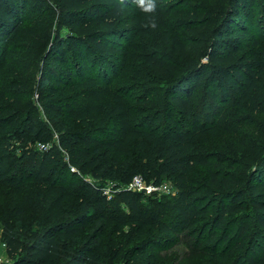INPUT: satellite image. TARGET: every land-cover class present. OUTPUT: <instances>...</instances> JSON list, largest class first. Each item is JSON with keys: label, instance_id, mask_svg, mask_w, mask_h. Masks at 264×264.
Masks as SVG:
<instances>
[{"label": "trees", "instance_id": "trees-1", "mask_svg": "<svg viewBox=\"0 0 264 264\" xmlns=\"http://www.w3.org/2000/svg\"><path fill=\"white\" fill-rule=\"evenodd\" d=\"M176 1L179 6L173 12L163 0H155L154 11L146 10L153 0H145L143 5L137 0H52V4L46 0H0V185L11 186L16 198L23 196L24 200L15 199L14 203L17 210H24L32 197L23 193L25 183L20 178H32V183L42 188L36 198L42 207L39 225L46 230L34 235V241L25 248L19 238L11 235L13 228L8 226L2 235L7 255L14 258L19 252H26L10 264H99L62 257L58 242L50 238L54 232H60L63 239L80 236L78 226L84 223L92 199L99 218L112 235H121L128 228L130 240L151 233L182 236L187 251L172 264H195L202 258H208L210 264H226L228 258L236 254L232 259L236 261L254 247L258 259L249 256L246 263L264 264V169L257 167L254 180L246 183L241 175L229 172L232 167L192 156L197 146L207 144L215 134L207 116L200 121L197 89L204 77L205 81L232 87L233 104L239 110L249 106L252 113L264 115L260 43L252 40L243 61L236 60L230 52L216 57V69H204V76L198 77L204 66L188 51L187 36H205L224 14L228 1ZM234 2L245 8L254 3ZM259 2L264 13V0ZM251 16L247 12L245 18ZM177 18H181L180 23L174 22ZM241 19L236 16L233 21L224 22ZM147 23H155L154 29L161 30L162 46L182 65L158 51L133 50V40L123 44L131 31L126 27L132 25L142 34ZM62 29L67 30L64 39L60 36ZM127 62L138 63L152 77L177 80L179 84L165 103L169 108L168 124L161 134L145 129L142 117L137 118L141 111L132 106L149 112L155 107L154 101L147 95L136 99L130 91L112 85L113 71L118 65L124 68ZM44 76L52 84L44 85ZM192 77L194 82L190 80L181 87ZM32 94L39 98L43 113L61 121L67 131L58 134V145L51 149H29L16 155L10 150L15 144L47 147L52 139L46 127L33 123ZM204 96L211 101L215 97L213 92H205ZM8 132L11 136L4 137ZM146 145L177 152L183 167L177 178L185 187L175 197L150 201L145 194L118 190L108 200L102 189L94 190L98 195L92 196L85 175L93 180L116 178L119 165ZM62 152L65 157L56 162ZM98 152L109 156L108 164L96 155ZM195 167L205 171V180L198 186L190 179ZM161 174H166V170ZM161 176L154 187L161 186ZM134 177H127L124 185ZM236 189L242 192L236 194ZM211 193L217 196L216 222L213 231L204 236L205 230L198 227L207 221L211 209L199 202H205L202 196ZM145 200L150 203L145 204ZM220 230L222 234L218 235ZM98 252L97 248L95 254ZM142 252L140 249L138 255ZM162 262L163 257L155 252L146 264Z\"/></svg>", "mask_w": 264, "mask_h": 264}, {"label": "rangeland", "instance_id": "rangeland-1", "mask_svg": "<svg viewBox=\"0 0 264 264\" xmlns=\"http://www.w3.org/2000/svg\"><path fill=\"white\" fill-rule=\"evenodd\" d=\"M46 1L52 4V0ZM137 1L140 3V0ZM227 1L225 3L224 14L205 36H187V42L190 45L188 51L194 55L196 62L200 66H204L203 72L198 77L204 76L206 71L204 69L214 71L216 69L214 59L228 52L236 60L240 59L243 61L253 39L258 40L260 43L264 66V13L259 0H253L254 3L249 8L238 5V2H234V0L233 2L231 0ZM163 3L167 7H170L173 12L179 6V2L176 0H163ZM190 5L192 7V4ZM247 12L252 14L251 19L249 17L245 18ZM32 14H28V18H31ZM236 16L240 19L243 18L239 22L230 23ZM180 19L177 18L174 22L180 23ZM225 20L230 21L229 24H226ZM125 29H131V31L129 33L130 36L127 38L128 40L123 41L124 45H127L128 41L133 40V50L135 51L141 53L158 51L163 57L171 58L173 62L181 63L171 54L170 50L162 46L161 39L159 38L162 34L161 30H155L149 23L143 26L142 34L137 32V29L132 25ZM241 31H245V34L241 33ZM66 33L67 30L62 29L60 36L64 39ZM66 45L69 47L68 44ZM52 46L53 44L48 46L46 52ZM237 69L240 71L242 68L239 67ZM40 76H42L41 73H39L38 77L40 78ZM112 79L113 87L130 91L131 97L137 99L139 96L147 95L149 99L154 101L155 107L149 112H145L143 108H139L135 104L132 106L141 111L137 114V118L142 117V126L145 129L153 130L158 134L163 133L164 127H167L168 124V115L166 113L169 111L165 103L169 96L172 95L176 86L179 85L177 84V80L171 81L152 77L136 62H127L124 68L122 65H118L116 70L113 71ZM190 80L194 82L195 78L188 79L187 82L181 84V87L188 84ZM260 81V86L264 90V72ZM43 82L44 85L52 84V80L46 76H44ZM205 92L214 93L215 97L213 101L207 99L205 96L203 97ZM234 97L235 91L227 84L222 85L217 81L213 82L211 80L208 82L205 81V77L198 84L197 103H199V112L202 114L200 121H203L204 116H207L210 121L209 126L213 128L215 134L209 138L207 144L197 146L192 152V156L196 160L205 159L230 166L232 167L229 171L230 173L241 175L245 182L248 183L254 180L253 171L257 167L261 166L260 168L264 169V115L252 113L249 106H245L243 110H239L233 104L235 101ZM30 101L32 102V107H35L33 123L46 127L52 135V139L47 146L48 149H51L54 145H58V134L67 131V128L61 121L49 119L43 113L39 98L35 94L30 96ZM22 110L27 111L26 108ZM175 120L181 124L177 116H175ZM224 129H233L235 132L228 133ZM6 135L4 136L6 138L11 136L9 132ZM31 135L29 138L32 137ZM27 146L26 148L25 144H15L10 150L16 155H21L29 149H40V145L37 143L34 145L29 143ZM146 146L145 149L134 152L133 155L119 165L116 169L118 176L116 177V174L113 176L116 178L93 180L91 176L85 175L84 179L92 188L89 190L92 196L97 197L98 195L94 190L101 192L102 189L103 193L104 191L108 192V196L111 197L118 190L125 191L127 186L124 185L126 178L134 176L142 177L146 185L153 188L156 179L162 175L161 186L164 187V190L153 192L146 197L150 201H162L163 197H175L185 187L184 183L177 178L178 174L183 170L177 152L173 148L162 150L151 145ZM96 155H101L100 157L107 164L109 163V156L104 152H98ZM62 157H65L63 152L55 161H61ZM164 170H166V174H161ZM71 171L76 170L72 168ZM20 179L22 183H25L24 187H26H23V193L32 197L30 200L31 205L28 202L24 206V210H17L14 203L15 199H19V201L24 200L23 196L16 198V194L11 186L0 185V264H10L14 262L13 260L22 258L26 253L19 252L14 258L7 255L6 248L2 243V235L8 226L13 228L11 235L19 238L25 248L29 247L31 242L34 241V235L46 232L45 228L39 225L41 223L42 207L36 198L37 191H40L42 188L34 185L32 178L21 177ZM69 179L72 178L69 177ZM190 179L194 186H198L205 180V171L201 167H195L190 174ZM31 191L34 192L30 193ZM233 191L236 194L242 192L240 189ZM202 197L206 201L203 203L200 201L199 203L211 209L210 215L206 218L207 221L200 223L198 227L200 230H205L204 236H206L209 231H213L216 222L217 196L211 193L205 194ZM150 201L145 200L144 203L148 205ZM87 212L86 219L83 221L84 223L78 226L81 229L80 236L72 239H63L60 236V232L51 234L50 238L56 239L59 244L62 257H67L68 259L74 258L83 263H89L91 260H94L99 264H146L153 253L159 252L163 257V264H172L176 260L181 259L187 251L186 243L182 236H159L151 233L145 234L140 239L130 240L128 228H125L121 235H112L111 229L105 227L103 221L99 218V210L94 199L90 201ZM36 218L37 221L35 222ZM221 234L222 230L218 231V235ZM247 247H250V245L248 244ZM97 248L99 252L95 254ZM140 249H143V252L141 255H138ZM254 249L247 251L245 257L240 256V259L236 261L232 260L236 257L235 254L228 258L226 264H247V257L249 256L253 259H258L256 248L254 247ZM117 253L119 255L116 258ZM195 264H210V262L208 258H202Z\"/></svg>", "mask_w": 264, "mask_h": 264}, {"label": "built area", "instance_id": "built-area-1", "mask_svg": "<svg viewBox=\"0 0 264 264\" xmlns=\"http://www.w3.org/2000/svg\"><path fill=\"white\" fill-rule=\"evenodd\" d=\"M39 148H40L39 150H41V151H45L47 149V147L43 146V145H40ZM162 190H164V187H162V186H160L158 188L148 187L146 185L145 181L140 176L134 177L132 179V181L130 182V184H128L125 188V191L131 192V193H142L144 191L145 195H150L153 192H160ZM103 194L106 196V198L108 200H110L112 198L111 196H108L109 195L108 192L104 191Z\"/></svg>", "mask_w": 264, "mask_h": 264}, {"label": "clouds", "instance_id": "clouds-1", "mask_svg": "<svg viewBox=\"0 0 264 264\" xmlns=\"http://www.w3.org/2000/svg\"><path fill=\"white\" fill-rule=\"evenodd\" d=\"M140 3H141V5H143L144 0H140ZM146 10L147 11H154L155 10V0H153V2L148 5V8ZM155 26H156L155 23H153L152 27L154 28Z\"/></svg>", "mask_w": 264, "mask_h": 264}, {"label": "water", "instance_id": "water-1", "mask_svg": "<svg viewBox=\"0 0 264 264\" xmlns=\"http://www.w3.org/2000/svg\"><path fill=\"white\" fill-rule=\"evenodd\" d=\"M145 192L143 191L142 194H144Z\"/></svg>", "mask_w": 264, "mask_h": 264}]
</instances>
